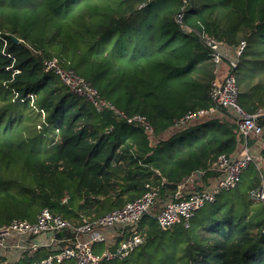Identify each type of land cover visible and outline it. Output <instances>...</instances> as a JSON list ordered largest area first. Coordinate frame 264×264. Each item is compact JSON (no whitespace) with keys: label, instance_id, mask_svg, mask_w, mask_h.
I'll return each instance as SVG.
<instances>
[{"label":"trees","instance_id":"16d2710c","mask_svg":"<svg viewBox=\"0 0 264 264\" xmlns=\"http://www.w3.org/2000/svg\"><path fill=\"white\" fill-rule=\"evenodd\" d=\"M140 2L0 0V226L35 222L45 209L78 226L135 201L147 186L168 198L197 172L198 186L207 183L211 164L242 137L226 108L174 129L212 106L214 65L203 34L232 47L245 42L234 71L238 103L248 114L264 110V0ZM51 58L115 110L97 111L44 72ZM133 116L148 127L127 122ZM257 122L263 133L247 143L259 159L233 189L245 182L237 203L208 211L195 230L193 222L162 230L158 204L136 226L146 245L108 264H264V205L247 198L264 188V115ZM49 253L43 247L0 264H33Z\"/></svg>","mask_w":264,"mask_h":264},{"label":"built area","instance_id":"2783aa9c","mask_svg":"<svg viewBox=\"0 0 264 264\" xmlns=\"http://www.w3.org/2000/svg\"><path fill=\"white\" fill-rule=\"evenodd\" d=\"M149 1L141 0L138 7H145ZM183 3L184 6L175 17L178 23L185 12L186 1ZM200 38L209 49L214 65L209 90L212 106L181 117L174 123V129L195 126L205 117L216 115L220 109L226 108L236 120L242 137L236 151L230 155L218 156L211 164L209 170L212 176L207 183L199 187L196 183L198 175L192 174L179 182L174 194H170L168 198L160 196L158 187L147 186V191L135 201L95 220H84L78 226H71L46 209L39 213L35 222L12 220L0 226V257L5 258L6 262H16L24 253L32 255L44 247L51 253L33 264H60L64 261H71L74 264H108L112 261H122L143 245L144 239L136 231V226L156 205L161 204V210L156 218L162 230L171 229L176 225L187 229L195 213L205 204L213 203L217 196L236 187L243 172L259 159V149L250 146L247 139L259 138L263 133L257 120L264 115V110L248 114L238 103L234 71L245 42L232 47L217 42L206 34ZM43 70L54 74L70 93L85 99L97 111L105 108L115 110L114 106L99 97L89 83L73 71L63 68L56 58L44 61ZM118 113L124 116L121 112ZM127 122L140 123L148 127L141 116L127 118ZM249 197L259 200L264 205V188L260 186L249 191ZM62 201L66 203L68 198H63ZM45 234L47 238L40 242L39 237ZM97 245H102L103 249H99ZM10 255H15V259L9 260Z\"/></svg>","mask_w":264,"mask_h":264},{"label":"rangeland","instance_id":"374dc122","mask_svg":"<svg viewBox=\"0 0 264 264\" xmlns=\"http://www.w3.org/2000/svg\"><path fill=\"white\" fill-rule=\"evenodd\" d=\"M254 168H255V166H254V164L252 163L248 168H247V170L246 171H244L243 173V178H244V176H246L247 175V173H249V172H251L252 170H254ZM246 180V179H245ZM240 183H241V181H240ZM246 183H247V180H246ZM245 184V182H243V184L241 185V187H238V188H236L235 190H233L232 189V191L230 190V193H229V191H228V193L227 194H224V195H222L220 198H218L217 200H218V202L216 203V204H214V202H213V204L214 205H212V203H207V204H205V206L201 209V211L202 212H200V213H195L196 215H194L193 216V218L190 220V224H192V222L194 223V227L192 228V230H195L196 229V227L198 226V224H199V222H204L205 220H208L209 218V216L210 215H207V213H208V211H212V214L213 213H216L217 211H218V213L220 212V210L222 209V208H225L227 205H228V203H230L231 204V202H234V203H237L235 200L234 201H232V199L234 198V199H236V195H238L239 194V192H237L238 190H239V188H242V186ZM260 186V185H259ZM249 192V191H248ZM226 193V192H225ZM248 195V199L250 198L249 197V193L247 194ZM63 200V199H62ZM69 201V200H68ZM68 201L66 202V203H64L63 201H61L62 202V204L63 205H67L68 204ZM209 205H211V206H209ZM181 226V225H180ZM146 244L144 243L141 247H140V249L137 251V252H139L140 250H141V248H143L144 246H145ZM96 247H98L99 249H103V246L102 245H97ZM153 249H155V248H153V247H150V251L151 250H153ZM135 252V251H134ZM133 252V253H134ZM132 253V254H133ZM9 260H14L15 259V255H10L9 256V258H8ZM68 263H72L71 261H64V262H62V263H60V264H68Z\"/></svg>","mask_w":264,"mask_h":264},{"label":"crops","instance_id":"0c3cea01","mask_svg":"<svg viewBox=\"0 0 264 264\" xmlns=\"http://www.w3.org/2000/svg\"><path fill=\"white\" fill-rule=\"evenodd\" d=\"M47 238L46 234L39 237L40 242H44V240Z\"/></svg>","mask_w":264,"mask_h":264},{"label":"water","instance_id":"95a60500","mask_svg":"<svg viewBox=\"0 0 264 264\" xmlns=\"http://www.w3.org/2000/svg\"><path fill=\"white\" fill-rule=\"evenodd\" d=\"M196 174H197V175H199V173H198V172H197Z\"/></svg>","mask_w":264,"mask_h":264}]
</instances>
